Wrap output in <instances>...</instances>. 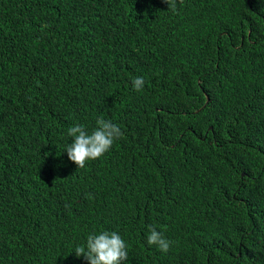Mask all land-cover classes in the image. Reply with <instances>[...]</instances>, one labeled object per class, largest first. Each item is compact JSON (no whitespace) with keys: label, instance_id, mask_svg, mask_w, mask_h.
<instances>
[{"label":"trees","instance_id":"trees-1","mask_svg":"<svg viewBox=\"0 0 264 264\" xmlns=\"http://www.w3.org/2000/svg\"><path fill=\"white\" fill-rule=\"evenodd\" d=\"M168 10L0 0V264H88L105 230L124 264H264V0ZM101 117L123 135L79 170Z\"/></svg>","mask_w":264,"mask_h":264},{"label":"clouds","instance_id":"clouds-1","mask_svg":"<svg viewBox=\"0 0 264 264\" xmlns=\"http://www.w3.org/2000/svg\"><path fill=\"white\" fill-rule=\"evenodd\" d=\"M163 2L168 5V11L175 12L178 6L183 5L184 0H163ZM144 83L142 77H136L132 81L134 90L143 91ZM96 125L91 133L87 132L83 125H75L68 129V135L74 142L67 146L66 152L69 160L77 165L79 170L84 169L87 162L102 158L123 135L120 127L102 117L97 119ZM147 244L155 246L162 253H167L171 241L156 228L149 227ZM75 255L77 258L83 257L88 264H124L129 254L121 236L115 231L105 230L99 234H90L87 237L86 247L77 246Z\"/></svg>","mask_w":264,"mask_h":264}]
</instances>
